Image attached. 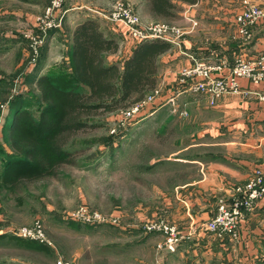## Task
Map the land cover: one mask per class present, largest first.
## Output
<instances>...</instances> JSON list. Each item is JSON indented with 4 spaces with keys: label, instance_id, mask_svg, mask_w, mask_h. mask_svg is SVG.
Here are the masks:
<instances>
[{
    "label": "rangeland",
    "instance_id": "1",
    "mask_svg": "<svg viewBox=\"0 0 264 264\" xmlns=\"http://www.w3.org/2000/svg\"><path fill=\"white\" fill-rule=\"evenodd\" d=\"M54 1L56 0H0V158L1 153L11 152L5 130L7 102L15 94L35 95L33 91L31 92L33 86L26 80L33 67L39 63L47 68L55 65L54 62L67 61L68 45L62 41L66 34L67 36L68 33L71 34L78 24L77 20L104 19L115 23L104 18L102 14H107L111 3L116 0H105L111 1L109 7L105 9L98 4V1L104 0H59L61 7L51 11ZM84 1H96V3L93 4L94 6H87L82 4ZM240 1L242 9V0ZM248 1L264 9L256 4L260 3L259 0ZM70 2H77L81 6H75L74 9L67 8ZM197 6L190 10L196 24L193 10ZM61 13L63 16L58 22ZM75 15H79V18H75ZM55 19L58 27L48 29L50 20ZM159 22L180 29L182 35L178 38L171 35L170 38L173 40L171 43L167 42L177 49L182 46L186 35L195 29L191 30L188 24L177 25L173 21L152 23ZM252 26L255 24L249 26L250 34ZM49 31L55 35L54 39L49 36ZM43 32L48 34L45 35ZM58 55L62 57L61 60ZM194 60L197 59H191V63ZM44 71L43 68L39 74L42 75ZM178 78L179 74L177 81ZM155 92L158 94L156 98L159 97L161 91L156 86L144 97L154 95ZM227 96L231 95L221 98ZM217 101L210 103L208 99L210 105H215ZM122 111L124 110L92 117L89 120L91 127L72 139L73 145L83 149L77 166H63L57 178L26 184L15 193L10 194L0 189V236L4 235L0 238V264H56L59 259L64 264H95V257L102 256V251H108L110 258L121 252L124 264H138L135 263V257L139 256L142 264L172 263L166 256L169 253L175 254L178 245L184 240L176 245V251L170 252L165 245L164 237L167 236L161 231L149 232L146 227L158 221L168 226L172 225L163 219H151L149 215L147 220L142 221L137 215L145 219L144 215L141 216V210L148 208L153 201V198H141L138 195L144 193L147 189L144 185L149 184L144 181L149 178L144 169L150 160H156L160 154L166 157L169 153L166 134L168 129H172L173 124L171 122L158 124L156 127L164 126L163 133L161 132L158 137L154 134V130L149 131L150 127L154 126L149 122L150 119L139 125L136 124L135 119L126 123L127 121L122 118ZM105 139H111L113 144L119 146L116 154L113 153L114 150H109L112 149L111 144L109 147L106 142L102 144L101 141ZM155 147L158 148L154 149ZM97 149L104 151L99 155ZM87 162H97L98 165L87 169L83 167V163L87 164ZM81 207L87 208L90 213H97L108 223L90 227L71 221L69 215L76 214ZM259 207L253 214H257ZM86 216L90 218L89 215ZM34 225H38L43 232V241H36L38 245H30L28 243L31 240L15 237L11 233V230L30 229ZM133 225L138 228L133 230ZM120 228L126 230L122 231ZM177 234L179 236L187 234L183 236L186 240L188 239L186 236L190 238L193 232L182 234L177 230ZM119 242L121 244H116ZM258 252L257 257L250 256L244 260L236 256L235 251L232 252L233 254L227 253L228 256L223 253L212 264H264L263 248L259 247ZM194 262L210 264L201 255L192 257L189 254L182 262L177 261V264H194Z\"/></svg>",
    "mask_w": 264,
    "mask_h": 264
},
{
    "label": "crops",
    "instance_id": "2",
    "mask_svg": "<svg viewBox=\"0 0 264 264\" xmlns=\"http://www.w3.org/2000/svg\"><path fill=\"white\" fill-rule=\"evenodd\" d=\"M259 1L256 4L264 8V0ZM125 2L129 3L142 24L164 21L151 12L147 0ZM94 3L96 1H84L82 4L89 6ZM110 3L98 1L102 9L108 8ZM178 5L182 10L189 6ZM75 6L81 5L70 2L67 8ZM240 9V0H202L198 4L193 10L197 21L195 29L186 35L181 47L177 49L170 45L157 58L156 88L160 89V96L135 118L138 125L150 119L154 126L149 131L154 130L158 137L164 129V126L156 127L158 124H173L166 134L169 153L166 157L160 154L156 160H150L144 169L149 176L144 181L149 184L144 185L147 189L138 195L153 198V201L148 208L141 210L145 219L137 215L142 221L147 220L148 215L151 219H163L182 234L193 232L190 238L178 245L175 254L166 256L171 264L182 262L188 254L192 257L201 255L212 264L223 253L228 256L229 252L235 251L236 256L244 260L250 256L257 257L259 247L264 250V202L257 214L250 215L241 224L237 241L218 237L205 229L214 215L217 201H230L235 196L234 187L247 182L255 168H264V101L259 99L264 90L240 79V87L248 90L249 96H227L210 105L203 95L182 93L177 81L179 71L189 66L191 59L211 61L218 56L224 58L230 67L234 58L240 55L249 59L264 53V21L251 27L250 41L244 42L236 35L235 16ZM182 10L173 23L185 26ZM81 20L85 18L77 20V23ZM98 22L104 37H113L118 42L117 53L106 55V60L121 65L136 41L131 40L126 29L118 23L104 19H98ZM69 35L66 34L65 39L61 37L68 46ZM50 37L54 39L55 35ZM43 68L46 72L48 67ZM133 226V230L138 228ZM102 252V256L95 257V264L125 263L121 252L113 258L108 251ZM141 261L140 256L135 257V263L142 264Z\"/></svg>",
    "mask_w": 264,
    "mask_h": 264
},
{
    "label": "trees",
    "instance_id": "3",
    "mask_svg": "<svg viewBox=\"0 0 264 264\" xmlns=\"http://www.w3.org/2000/svg\"><path fill=\"white\" fill-rule=\"evenodd\" d=\"M147 1L151 12L166 22L179 17L178 4L196 2ZM169 48L160 39L142 40L121 65L108 62L106 55L118 50L117 40L104 37L95 19L78 23L70 34L67 61L51 65L42 75L43 66L36 64L26 79L35 95L15 94L7 102L5 130L11 152L1 153L0 189L15 193L26 184L57 178L63 166H77L83 149L73 145L72 139L91 127L92 117L125 110L155 88L157 58ZM101 142L111 144L114 154L118 152L111 139ZM102 151L97 149L99 155ZM97 162L83 163V167L97 166ZM28 244L38 245L36 241Z\"/></svg>",
    "mask_w": 264,
    "mask_h": 264
},
{
    "label": "built area",
    "instance_id": "4",
    "mask_svg": "<svg viewBox=\"0 0 264 264\" xmlns=\"http://www.w3.org/2000/svg\"><path fill=\"white\" fill-rule=\"evenodd\" d=\"M202 0H196L193 5L187 6L183 10L182 18L186 24L191 26V30L196 27L195 20L191 17L190 10L197 6ZM61 7L60 1L56 0L52 3L51 11L54 8ZM63 14L58 17L60 21ZM102 16L112 22L120 24L126 29L128 37L133 41H142L148 39H160L171 43L170 36L176 38L182 35V32L176 26H170L165 23H151L144 25L141 23L139 16L125 1L116 0L111 3L110 11ZM264 21V9L253 5L248 0H242V9L235 18L237 36L244 42L250 41L251 34L249 26ZM56 19L50 20L49 28H56ZM45 34V32H43ZM173 44V43H172ZM177 45V43H174ZM227 70V71H226ZM178 84L182 92H189L206 96L210 103L221 99L226 95L248 96L250 92L242 89L238 80L244 79L248 82L259 85L264 90V53L254 58H245L242 55L234 58L232 67L228 66L224 58L214 56L211 60H194L189 66L179 71ZM154 95L144 97L140 101L133 103L130 107L122 111V118L127 121L134 120L144 109L151 105L156 98ZM264 101V95L259 97ZM124 126V124H123ZM235 196L228 202L220 200L217 203L213 217L205 225V229L209 233H213L218 237H227L231 240H237L240 235L241 224L254 213V210L264 202V168H255L252 171L250 179L242 185L234 187ZM86 215H89L88 218ZM69 219L73 222L88 226H97L108 221L99 217L97 213L81 207L76 214L69 215ZM149 232L161 231L165 236V245L170 252L176 251V245L185 240L182 235L177 234V230L164 224L162 221L148 225ZM13 236L29 239L31 241H43V232L38 225H34L30 229L11 230ZM189 238V236H186ZM56 264H64L62 260H58ZM160 264V263H156Z\"/></svg>",
    "mask_w": 264,
    "mask_h": 264
}]
</instances>
